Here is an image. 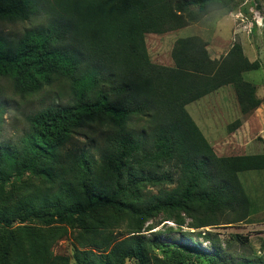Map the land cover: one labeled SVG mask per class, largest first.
<instances>
[{
    "label": "trees",
    "instance_id": "trees-1",
    "mask_svg": "<svg viewBox=\"0 0 264 264\" xmlns=\"http://www.w3.org/2000/svg\"><path fill=\"white\" fill-rule=\"evenodd\" d=\"M233 3L0 0V19L29 23L17 36L0 35V78L22 98L54 97L25 114L28 129L17 142L0 140V188L13 172L20 178L29 170L49 183L19 196L22 222L87 227L92 211L106 206L126 210L143 224L160 213L179 225L190 217L194 229L250 218L255 208L239 173L264 172V153L219 156L187 106L231 86L241 113L251 114L262 98L243 73L260 69L261 60H251L242 47L212 58L207 42L190 35L173 43L170 66L153 62L146 44L148 33L184 28L232 9ZM8 105L0 100V128ZM242 123V118L233 121L229 132ZM79 137L88 143L76 151L70 145ZM144 185L153 189L139 199L137 190ZM11 226L0 207V229ZM42 229L24 226L0 239V264H68L51 250L62 231ZM88 229L89 246L74 254L83 264H106L93 248L108 251L110 263L121 253L142 264L210 258L197 244H156L161 257L140 234L114 243L97 226ZM198 235L214 240L207 230ZM240 264H264V259Z\"/></svg>",
    "mask_w": 264,
    "mask_h": 264
},
{
    "label": "rangeland",
    "instance_id": "rangeland-1",
    "mask_svg": "<svg viewBox=\"0 0 264 264\" xmlns=\"http://www.w3.org/2000/svg\"><path fill=\"white\" fill-rule=\"evenodd\" d=\"M28 25V22L0 19V35L17 36ZM190 35H197L205 40L209 53L213 57L219 58L232 47H242L251 60L256 58L261 60L263 67L260 70L245 74V77L250 80L254 77L258 96L263 99V102L255 109L258 115L250 124L249 134L245 125L244 133L241 134L242 148H236L235 141L238 140V133L234 136V132H229V126L233 121L244 118L231 86L223 87L189 104L187 109L219 156L264 152V147H259L264 142L262 130L264 128V0H234L232 9L214 11L199 22L191 23L184 28L164 34H146V44L151 60L163 65H173L171 56L173 43L180 37ZM3 99L9 100L10 105L0 128V140L15 143L28 129L25 114L53 102L54 97L50 93H41L34 97L22 98L13 91L9 81L0 78V100ZM87 143L84 138L79 137L74 138V144L70 146L77 151L87 146ZM15 174L16 172H13L10 181L0 188V195L3 196L0 207L9 213L12 222L10 228L0 229V239H7L13 235L14 231L24 226L43 228L42 231L45 233L59 228V232L62 231L63 234L53 241L51 250L54 256L67 257L68 264H83L74 258V254L77 249L89 246L90 229L88 228L95 229V226L102 233L107 234L114 243L129 238L130 235L140 234L151 240L155 252L161 257H164L163 252L161 248H156V244H197L209 253L210 258L198 259L193 256L187 260L192 264H240L247 260L254 262L264 259V172L240 173L255 208V212L248 220L233 224L222 223L201 229L190 227V217L185 219L183 225H179L174 220H167L164 213L157 214L143 224L142 219L132 213L126 210L118 211L109 206L93 210L92 215L87 219L89 222L87 227H82L79 222L46 224L30 218L22 222L19 216L21 213L19 202H16L19 196L26 188L39 189L48 186L49 183L39 172L30 170L22 172L20 178H15ZM150 189L153 187L141 186L137 190L139 199L144 196L143 194L151 191ZM126 200L131 202L128 197ZM137 230L141 232H133ZM200 230L210 231L214 240L207 241L199 237ZM97 245H103V242L100 241ZM93 249L98 254V259L104 260L106 264L110 263L106 257L108 251ZM96 264L102 263L98 261ZM110 264L142 263L138 258L121 253L119 259Z\"/></svg>",
    "mask_w": 264,
    "mask_h": 264
},
{
    "label": "crops",
    "instance_id": "crops-1",
    "mask_svg": "<svg viewBox=\"0 0 264 264\" xmlns=\"http://www.w3.org/2000/svg\"><path fill=\"white\" fill-rule=\"evenodd\" d=\"M210 52V51H209ZM211 54V53H210ZM212 58H216V57H213L212 55H210ZM258 59V58H257ZM154 62V61H153ZM174 62V61H173ZM156 63V62H155ZM173 65H174V63H173ZM170 66H172V65H170ZM262 67H263V64H262ZM261 67V68H262ZM258 70H260V69H258ZM249 71H254V70H249ZM249 71H246V72H244L243 73V77H245V74L247 73V72H249ZM245 79L246 80H248V81H251V82H253L254 84H256L257 85V83L256 82H254V77L250 80V79H248V78H246L245 77ZM264 81V80H263ZM223 88V87H222ZM221 89V88H220ZM219 89V90H220ZM219 90H217V91H219ZM217 91H215V92H217ZM262 102H263V99H262ZM194 103V102H193ZM262 104V103H261ZM257 110H255V112L253 113H251V114H249V115H245L244 116V118H242L243 119V123H242V125L241 126H239L236 130H234L233 132V134H234V136H237V133H238V136H237V139L238 140H236L235 142V144H237L236 145V148H242L241 147V145H240V143H243V138L241 139V134H243L244 133V130H245V125H246V127H247V134H249L250 132L248 131V129H249V127H250V124L251 123H253L254 122V118L255 117H257V115H258V112H256ZM245 117H248V118H246L245 119ZM238 119V118H237ZM263 131H264V128L262 129ZM240 133V134H239ZM205 134V133H204ZM207 137V136H206ZM239 137H240V139H239ZM259 147L260 148H262V147H264V142H262V144L261 145H259ZM260 153H264V152H259V153H245V154H260ZM245 154H239V155H245ZM247 172H255V171H247ZM256 172H258V171H256ZM242 173H244V172H242ZM240 174V173H239ZM240 179H241V177H240ZM242 181V180H241ZM242 183H243V181H242ZM244 184V183H243Z\"/></svg>",
    "mask_w": 264,
    "mask_h": 264
}]
</instances>
